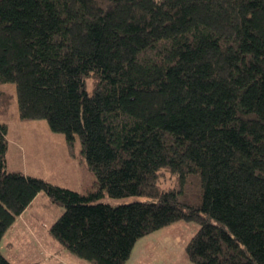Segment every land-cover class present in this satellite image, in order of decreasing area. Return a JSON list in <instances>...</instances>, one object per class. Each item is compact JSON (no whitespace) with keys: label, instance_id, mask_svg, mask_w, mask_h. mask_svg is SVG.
I'll use <instances>...</instances> for the list:
<instances>
[{"label":"trees","instance_id":"obj_1","mask_svg":"<svg viewBox=\"0 0 264 264\" xmlns=\"http://www.w3.org/2000/svg\"><path fill=\"white\" fill-rule=\"evenodd\" d=\"M0 83L94 175L79 191L7 169L0 121V240L45 194L86 264L179 221L198 225L189 264H264V0H0ZM130 195L147 199L103 201Z\"/></svg>","mask_w":264,"mask_h":264},{"label":"rangeland","instance_id":"obj_2","mask_svg":"<svg viewBox=\"0 0 264 264\" xmlns=\"http://www.w3.org/2000/svg\"><path fill=\"white\" fill-rule=\"evenodd\" d=\"M0 90L12 95L7 112L0 113V121L7 125V169H17L79 191L90 187L94 175L80 152L79 139L76 137L72 146H69L63 133L51 130L45 119L19 118L14 84L0 83ZM135 199L147 198L105 196L103 201L115 205ZM31 206L17 217L2 236L1 253L13 264H74L73 259H78L73 256L67 258L64 249L48 232L50 223L59 217L64 207L51 203L45 194L39 196ZM197 228V223L191 221H179L158 228L137 239L133 252L143 241L152 239L156 242L162 239L169 250L167 261L160 264H171L170 249L176 248L178 239L186 242Z\"/></svg>","mask_w":264,"mask_h":264},{"label":"crops","instance_id":"obj_3","mask_svg":"<svg viewBox=\"0 0 264 264\" xmlns=\"http://www.w3.org/2000/svg\"><path fill=\"white\" fill-rule=\"evenodd\" d=\"M9 170H17V169H9ZM39 196L23 212H26V210L32 207L31 205L35 204ZM165 243L166 241H163L162 239H159L156 242H154L152 239L146 240L145 242L144 241L141 242L138 249H136V251L133 252V249L135 247V244H134L131 250V253L129 255V258L125 261L124 264H160L163 261L166 262L167 256H168L167 252L169 250V247L165 245ZM182 244H183V241H181V239H178L176 243V248L173 249L174 251L170 249L171 254H172L170 257L171 264H189L187 262V259L184 256ZM177 246H179V248ZM67 258H68V255H67ZM156 260H158L159 262H157ZM73 263L74 264H86L85 262H82L80 260H74V259H73ZM30 264H34V263H30Z\"/></svg>","mask_w":264,"mask_h":264}]
</instances>
